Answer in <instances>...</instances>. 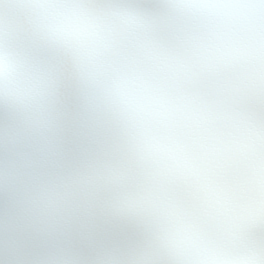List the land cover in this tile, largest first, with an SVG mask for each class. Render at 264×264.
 <instances>
[{
  "label": "snow or ice",
  "instance_id": "6c2138e0",
  "mask_svg": "<svg viewBox=\"0 0 264 264\" xmlns=\"http://www.w3.org/2000/svg\"><path fill=\"white\" fill-rule=\"evenodd\" d=\"M0 264H264V0H0Z\"/></svg>",
  "mask_w": 264,
  "mask_h": 264
},
{
  "label": "clouds",
  "instance_id": "9594fccd",
  "mask_svg": "<svg viewBox=\"0 0 264 264\" xmlns=\"http://www.w3.org/2000/svg\"><path fill=\"white\" fill-rule=\"evenodd\" d=\"M4 258H5V260L7 261V259H8V251H7V247L5 248Z\"/></svg>",
  "mask_w": 264,
  "mask_h": 264
}]
</instances>
